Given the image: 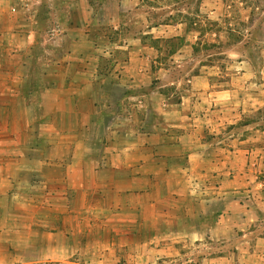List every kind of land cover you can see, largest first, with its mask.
<instances>
[{
	"label": "crops",
	"instance_id": "obj_1",
	"mask_svg": "<svg viewBox=\"0 0 264 264\" xmlns=\"http://www.w3.org/2000/svg\"><path fill=\"white\" fill-rule=\"evenodd\" d=\"M8 2L0 264H264L261 142L238 133L253 63L215 82L197 37L165 60L142 37L101 46L88 1Z\"/></svg>",
	"mask_w": 264,
	"mask_h": 264
},
{
	"label": "rangeland",
	"instance_id": "obj_2",
	"mask_svg": "<svg viewBox=\"0 0 264 264\" xmlns=\"http://www.w3.org/2000/svg\"><path fill=\"white\" fill-rule=\"evenodd\" d=\"M87 1L95 14L89 32L104 48L142 37L160 49L162 59L169 60L179 45L197 37L195 52L207 65L224 70L215 77V82L224 84L239 70L235 61L253 63L255 82L261 86L250 93L259 94L260 99L248 100L238 133L260 139L255 158L261 156L258 181L264 188V0H69ZM63 2L54 0L58 6ZM9 5L8 0L0 3L3 9ZM157 27L155 33H148ZM176 28L180 36H175Z\"/></svg>",
	"mask_w": 264,
	"mask_h": 264
},
{
	"label": "built area",
	"instance_id": "obj_3",
	"mask_svg": "<svg viewBox=\"0 0 264 264\" xmlns=\"http://www.w3.org/2000/svg\"><path fill=\"white\" fill-rule=\"evenodd\" d=\"M15 10V9H14Z\"/></svg>",
	"mask_w": 264,
	"mask_h": 264
}]
</instances>
